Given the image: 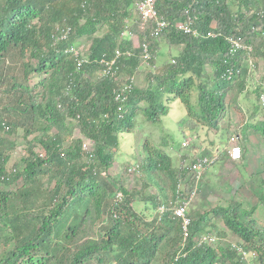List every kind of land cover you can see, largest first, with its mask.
Masks as SVG:
<instances>
[{"label": "trees", "instance_id": "16d2710c", "mask_svg": "<svg viewBox=\"0 0 264 264\" xmlns=\"http://www.w3.org/2000/svg\"><path fill=\"white\" fill-rule=\"evenodd\" d=\"M135 1L0 0V91L8 94L7 101L0 98V131L24 126L27 139V154L9 169L11 153L4 152L7 138L0 135V183L23 180L16 191L0 187V247L1 241L12 243L0 264H244L231 245L197 242L199 235L213 230L225 235L213 218L222 219L246 250L259 251L264 263V225L255 217L257 206L245 207L235 199L192 216L189 212L190 236L182 246L181 218L174 208L190 194L195 175L187 176L190 165L174 173L172 157L149 146V139L139 168L162 195L156 172L169 173L174 196L169 204L167 197L145 192L142 197L149 200L136 210L141 190L127 189L121 175L108 171L120 135L133 130L140 110L157 122L168 113V102L180 99L192 119L219 127L228 102L250 75L248 49L231 55L225 37L251 46L255 63L264 58V0H156L160 14L171 21L191 18L200 30L198 37L173 29L156 38L133 17ZM128 31L148 41L150 66L156 64L162 40L170 50L174 45L183 48L165 62L164 70L148 72L145 86L137 83L122 91L129 75L137 79L143 60L142 47H134ZM208 31L220 34L213 37ZM82 38L91 40L83 49L89 61L78 67L67 50ZM117 48L133 53L121 56L119 78L99 76L100 59L113 56ZM229 68L234 70L231 76ZM34 77L40 79L34 83ZM39 118L46 122L37 126ZM71 120L78 121L79 136H74ZM52 126L57 127L54 133ZM37 127L41 136L29 140ZM84 142H89L86 149ZM7 144L12 149L15 142ZM182 180L184 187L178 189ZM40 184L48 188L50 206L48 212L33 213V198L43 192ZM118 192L122 198L114 207ZM18 198L21 209H12ZM160 206L163 211L155 215Z\"/></svg>", "mask_w": 264, "mask_h": 264}, {"label": "rangeland", "instance_id": "374dc122", "mask_svg": "<svg viewBox=\"0 0 264 264\" xmlns=\"http://www.w3.org/2000/svg\"><path fill=\"white\" fill-rule=\"evenodd\" d=\"M75 5V4H74ZM234 8H236L234 6ZM133 17H135L137 24L140 22V16L136 12L135 8L133 10ZM135 22V23H136ZM132 24V21L130 25ZM135 32V31H134ZM138 33L135 34V41H138V38L136 36ZM91 40L88 38H82L78 41L76 44L80 50L86 49L87 46H89ZM164 40L161 41L160 45L158 43L157 48L160 52L156 55V64L149 65L147 63L143 64L139 68V72H137V83L141 84L142 86L146 85V74L150 71L152 72H159L160 70H164L165 62L168 61L170 58H174L178 52L181 50V46H170L171 50L168 48V44L163 43ZM20 63V61H17V64ZM258 66L256 67V70L263 69L264 70V61L258 60L257 61ZM259 72V71H258ZM254 73L253 75H255ZM36 76V74H34ZM40 78L34 77L33 82L36 83ZM33 83V84H34ZM246 86V85H245ZM245 86L243 87L242 91L245 89ZM242 91L238 94L237 97L233 98L232 105L234 108V111L236 110V105L241 108L240 106V94ZM238 93V91H237ZM3 94V96H2ZM255 94V95H254ZM0 98L3 97V101L5 100L8 94H5V92L0 91ZM254 95V96H253ZM261 92H254V89L248 88V91H245V94L243 96L245 104H248L247 97L249 98H256L260 103ZM41 93L40 96L41 97ZM195 98H193L194 100ZM246 99V100H245ZM256 100V104L258 105V101ZM0 102V106L2 104ZM170 104L169 106V112L167 115L163 116L160 121L152 122L150 121L146 115L144 114L143 110H140L138 115L135 117V126L131 132H123V134L120 135V146L115 151V159L113 162V165L111 168L108 169L110 174H119L122 176V179L124 181L125 187L127 189H139L141 190V197L139 198L140 201L134 204V208L140 209L144 208L147 204V199L142 197V194H145V192H149L150 194L155 193L158 194L159 197L165 198V202L167 204L170 203L171 199H174L173 196V184L171 181V178L169 176V173L159 171L156 172V178L157 183L161 185V187L164 188V195L160 194L159 186L157 184L152 183L149 184L146 180L145 172H142V167H140V171L136 173H128V168L134 166L135 164H141L142 158L146 156V151L143 149V144L146 142V139L148 142V145L152 147L158 146L162 149H164L173 159V168H180L182 164V160L180 159L181 155L183 154H189L191 153V148L189 146H185L183 142L186 140L187 136L181 132L180 124L188 117L187 116V108L184 105V103L180 99L173 100L172 103L168 102ZM262 105V103H261ZM249 113H245V109L242 108V112L240 113V122L238 124L244 126L248 120ZM223 120V119H222ZM221 120V121H222ZM46 122L45 119L39 118L35 122L37 123V126H39L41 123ZM72 124L74 126L73 128V134L74 136L80 135V126L78 124L77 120H71ZM250 126V125H248ZM41 127H37L33 130L32 134L28 137V139H34L36 136H41L42 130ZM230 128V127H229ZM57 131L56 126H52L50 132L54 133ZM232 132V131H231ZM0 135H5L7 140H5V149L4 152H10L11 158L7 164L9 169H13L14 167H17L18 161L21 159L22 156H25L27 154V142L26 138L24 137V126H19L17 129H14V131H0ZM228 135L227 130H222V132L218 133L217 136H215L214 139L216 142H219L221 138H223V142L221 143L220 150L223 148V146L226 144L225 150L224 148L221 150L223 152L227 151L226 154H228V142L226 143V137ZM8 140H11L15 142L13 148L9 147L10 145L7 144ZM242 146H244L242 144ZM3 147V146H2ZM244 149V147H243ZM36 150L42 151V148L39 144L36 145ZM228 157V156H227ZM229 160V157H228ZM187 165L189 163H186ZM141 166V165H140ZM225 165V158L222 157L218 161L215 162V164H212L209 169L205 172V175L203 177L202 183L204 185H201V191L200 194L197 197V201L195 200L193 204H191L190 209V215L192 216L194 211H206L213 207H216L221 204L227 205L230 203L233 199L240 201L243 203L245 207H250V204L256 205L257 204H263V207L260 211H258L257 215L261 217V212L264 211V183L261 181V178H255L254 179H247L246 171L244 168H241V173L244 178H242V175L240 173L239 176V182L238 178H236V175L238 177V171H235L234 164H231L229 166L230 168L227 169L228 177H225L226 175L222 169H226ZM222 178H218L222 176ZM264 178V176H262ZM47 178V177H45ZM264 180V179H263ZM261 181V182H260ZM45 182V181H44ZM185 180L179 183H182L180 186H177L178 189H181V187L184 185ZM178 183V185H179ZM233 184V189H231L230 192L226 191L228 184ZM23 184V180L18 181L16 184L12 185H6L4 183H0V187H4L6 189H12V190H18V187ZM41 190L39 194H37V198H33V200H36V206L33 205L32 212L37 213L38 211H43L44 209H47L48 206H50L49 198L47 197L48 188H44L45 186L39 185ZM50 187V186H49ZM184 187V186H183ZM212 196L214 199H210L209 196ZM216 197V198H215ZM113 200V199H112ZM114 202H112L113 204ZM150 202H148L149 204ZM250 203V204H248ZM21 199L18 198L16 201L13 202L12 209L20 208L21 209ZM117 205L116 201L114 204V207ZM151 206V205H149ZM162 206L158 207V209L155 211V215L157 213L162 212ZM48 212V209L46 210ZM150 213V210H148V214ZM263 219V218H262ZM260 219L259 222L264 225V221ZM212 221L217 225L218 228L224 229V234L222 232L220 233L217 231V237L218 241L221 242L222 246H227L233 243H237L239 240L238 236L233 234L230 230H227L224 225L222 219H216L213 218ZM262 221V222H261ZM99 225V224H97ZM107 225V224H105ZM100 227V226H98ZM97 230V228L95 229ZM99 232V231H98ZM1 247H0V256L4 254V252L12 247V243L5 244L3 241H1ZM250 249V248H248ZM255 250V249H252ZM161 262H154L153 264H160ZM217 264H232L231 261L226 262H218ZM244 264H264L260 258V252L258 251L257 254L254 255H248V257L245 259Z\"/></svg>", "mask_w": 264, "mask_h": 264}, {"label": "crops", "instance_id": "0c3cea01", "mask_svg": "<svg viewBox=\"0 0 264 264\" xmlns=\"http://www.w3.org/2000/svg\"><path fill=\"white\" fill-rule=\"evenodd\" d=\"M174 46H181V49L183 48L182 45H174ZM259 60L264 61V58H261ZM255 73H256L255 75L250 74L247 76L246 86L247 88L254 89L255 93L258 92V89L261 93H264V70L260 69L257 70ZM247 91L248 89L246 90V92ZM244 94L245 91L243 90L242 93L240 94L241 96L239 101L241 108H239L236 105V110L234 111L232 100L228 102L225 117L223 118L222 121H220L219 127L216 129L212 128L208 123H202L197 119H192L187 113L188 117L180 124V128H181V132H183V134L187 136L184 142L188 143L185 146H189L191 148V153L181 155L180 157V159L182 160V164H180L181 166L187 165L186 163L192 165L201 156H208V155L216 156L217 159L215 160V162L218 161L220 158L224 157L225 165L227 167L226 169H222V171L226 174L224 175L225 177H228L227 169L230 168L229 166H231V164H234L236 169L235 171H238V177L236 175V178H238V182L241 173L240 169L244 168L246 171L247 179L255 180V178L258 179L261 178V181H263L264 183L263 180L264 178L262 177L264 176V107L255 97L254 98L247 97V100L246 99L245 100L248 102V104H245L244 102H242L244 100L243 98ZM256 100L258 101V105L256 104ZM172 102L173 101H171L170 103ZM168 105L170 106L169 103ZM242 108L245 109V113H249L248 120L244 126L238 124L240 122V113L242 112ZM169 110L170 109H168V112ZM223 129L228 131V135L225 140L226 143L228 142L229 135L232 133H237L241 137L242 144L244 145L243 146L244 156L240 162H234L230 159L228 160L229 155L226 154L227 151L223 152L225 150L226 144L223 146L224 150L221 151L223 148L220 150L219 147H221L223 138H221L219 142H216L214 139H212L215 138V136H217L219 132L221 133ZM215 162L213 164H215ZM174 169L175 171L173 172L175 173L176 171L178 172L180 168L179 169L174 168ZM208 169L209 168H207L201 173L199 182L196 180V182L199 183L198 195L200 194L201 191L200 184L202 183L205 172ZM193 173L195 172L193 170H190L187 176H190ZM222 177L223 175L218 178H222ZM242 178H244L243 175ZM202 185L204 184L202 183ZM231 189H233V184L229 183L226 191L230 192ZM198 195L195 197L192 204L194 203L195 200L196 201L198 200L197 199ZM209 197L210 199H214L211 195ZM260 207L262 209L263 204H257L255 217L258 220L263 218L262 220L264 221V211L261 212V217L257 215L258 211H260Z\"/></svg>", "mask_w": 264, "mask_h": 264}, {"label": "built area", "instance_id": "2783aa9c", "mask_svg": "<svg viewBox=\"0 0 264 264\" xmlns=\"http://www.w3.org/2000/svg\"><path fill=\"white\" fill-rule=\"evenodd\" d=\"M135 8L138 14L140 15L142 27L151 25V35L154 37L159 36L163 31L169 28L171 26V23L163 16L160 15L157 8H156V0H136L135 2ZM188 21H178L173 26L178 30L182 31L184 33L193 34L194 36L198 37L200 35V31L194 27L191 18ZM69 31V28L67 29V32ZM131 33V32H130ZM220 33L214 32V31H208L207 35L209 36H217ZM133 35V34H131ZM63 37L66 38V35H63ZM225 39L230 44V54L235 55L239 50L247 48L248 54L246 61L248 62V66L250 70L255 69L256 63L253 60L251 56L252 47L251 46H245L240 38H236L232 35H227ZM143 51L146 57L149 56V45L147 42H143ZM67 52L71 53L75 56L77 60L78 67L83 66L84 63L88 62V56L83 53L80 48L77 47V45L71 46ZM124 52L117 48L115 50V53L112 57H108L103 55V57L100 59V62L102 63L100 75L102 77H116L118 79L119 70H120V57L122 56ZM127 54L130 55V52L127 51ZM238 72V70H237ZM227 73L231 76L234 74V70L232 68H229L227 70ZM134 77L128 76L125 79L124 86L122 87V91L130 90L133 86ZM117 98H120V94H117ZM262 103L264 104V94L262 95ZM122 107H119V110H121ZM89 142H84L85 149L88 148ZM41 153V155H44V150L38 151ZM228 153L229 157L233 161H239L241 160L243 156V147L240 143V138L238 135H231L229 138V146H228ZM217 157L216 156H203L199 157L193 164H192V170L195 172V178L197 181H199V178L201 177V173L206 170L208 167L213 164ZM135 171H139V164L132 166L128 168V173L134 174ZM199 193V186L198 183L192 188L190 194L187 197H184L180 204L175 206L174 208V214L181 218V224H182V231H183V240L186 241L187 238L190 236V226L192 224V219L189 216L188 213V207L190 203L195 199V197ZM122 198V192H118L117 199H115L116 203L121 201ZM163 210V208H162ZM216 240V236L214 234H208L206 236H202L198 238V241L200 243L203 242H214ZM233 247L237 249L238 253L241 254L242 259H246L248 255H256V252L253 250H246L244 247L237 245L233 243ZM179 257V256H178Z\"/></svg>", "mask_w": 264, "mask_h": 264}, {"label": "clouds", "instance_id": "9594fccd", "mask_svg": "<svg viewBox=\"0 0 264 264\" xmlns=\"http://www.w3.org/2000/svg\"><path fill=\"white\" fill-rule=\"evenodd\" d=\"M136 2V1H135ZM134 8H135V4H134ZM157 8V7H156ZM135 10H136V8H135ZM158 10V9H157ZM137 12V11H136ZM158 12H159V10H158ZM138 13V12H137ZM159 14H160V12H159ZM160 15H162V14H160ZM140 16V15H139ZM164 16V15H163ZM165 17V16H164ZM166 18V17H165ZM170 23H171V26H169V28L168 29H166L165 31H167V30H176V31H178L174 26H173V24H175L176 22H178V21H181V20H177V21H171V20H169L168 18H166ZM188 20H190V19H188ZM188 20H186V21H188ZM192 23H193V25H194V23H195V20H192ZM142 22H141V18H140V27H141V29L142 30H144V29H148L149 30V35L152 37V38H156V37H154V36H152L151 35V30H152V26L151 25H148V26H145V27H142ZM195 27V26H194ZM195 28H197V27H195ZM198 29V28H197ZM199 30V29H198ZM165 31H163V32H165ZM200 31V30H199ZM129 32V35H130V38L131 39H133V45H134V47H142V65L143 64H145V63H147V64H149L150 63V59H151V57H152V55H151V53H150V50L148 51V53H149V56L148 57H146L145 56V54H144V51H143V46H142V44H143V42H147L148 43V41L147 40H140V38H139V36H136L137 38H138V41L136 40L135 41V33H132L131 31H128ZM131 32V33H130ZM178 32H182V31H178ZM182 33H184V32H182ZM131 34H133V35H131ZM185 34H188V33H185ZM218 36V35H217ZM158 37V36H157ZM147 38V37H146ZM74 45H76V44H74ZM148 45H149V43H148ZM149 48H150V45H149ZM120 49V48H119ZM122 50V49H121ZM82 51H83V49H82ZM124 53L122 54V55H124V54H127V51H129L130 52V55H128L127 54V57H129V56H131L133 53H132V51L130 50V49H127V50H122ZM112 57V56H111ZM121 58V57H120ZM89 59V58H88ZM120 60V59H119ZM89 61V60H88ZM86 63H88V62H86ZM256 66H258L257 65V62H256ZM120 69H121V66H120ZM257 70H256V68L255 69H252V70H250V74H254L255 72H256ZM119 73H120V70H119ZM99 76H101L100 74H99ZM130 76V75H129ZM130 77H134V76H130ZM118 78H119V75H118ZM125 83V80H123V84ZM122 84V87L124 86ZM136 85L137 84V79L134 77V82H133V85ZM246 85V84H245ZM248 88H247V86H245V89H244V91H246ZM258 91H259V89H258ZM260 92V91H259ZM264 93H261V95H260V99L262 98V95H263ZM261 103H262V99H261ZM262 106L264 107V104L262 103ZM231 135H238L237 133H232V134H230L229 135V137H228V146H229V138H230V136ZM239 136V135H238ZM239 138H240V143H241V145H242V139H241V137L239 136ZM184 145H187L188 143L187 142H184L183 143ZM243 147V146H242ZM43 149V148H42ZM228 155H229V153H228ZM209 156V155H208ZM243 156H244V149H243ZM243 156H242V158H241V160L243 159ZM201 157H203V156H201ZM211 157V156H210ZM217 159V158H216ZM215 159V160H216ZM229 159H230V157H229ZM231 160V159H230ZM241 160H239V161H234V162H240ZM233 161V160H232ZM215 162V161H214ZM213 162V163H214ZM135 165H137V164H135ZM134 165V166H135ZM189 165V164H188ZM212 165V164H211ZM192 165H190V170H192ZM209 168V167H208ZM194 175H195V173H193ZM199 182V181H198ZM198 182H196V178H195V184H194V186L196 185V183H198ZM182 183H179V185L178 186H180ZM193 186V187H194ZM198 186H199V183H198ZM193 202V201H192ZM192 202L190 203V205H189V207H188V213L190 212V207H191V204H192ZM190 216V215H189ZM208 234H214L215 236H216V240L214 241V242H208V243H217V239H218V237H217V232L215 231V230H213V231H210V232H207V233H204V234H201V235H199L198 236V238L199 237H202V236H206V235H208ZM198 238H197V242L199 243V244H201L199 241H198ZM187 241V240H186ZM186 241L184 242V240H183V243H182V246H185V243H186ZM203 243H206V242H203ZM237 245H240V246H244L243 245V243L241 242V241H238L237 243H236ZM231 245V248L232 249H236V248H234L233 247V245L232 244H230ZM236 251H237V249H236ZM253 251H255V250H253ZM256 252V251H255ZM237 253H238V251H237ZM239 254V253H238ZM256 254H257V252H256ZM239 256L241 257V259H242V256H241V254H239ZM240 261H245V259H242V260H240Z\"/></svg>", "mask_w": 264, "mask_h": 264}]
</instances>
